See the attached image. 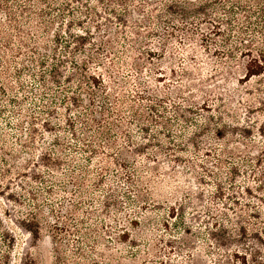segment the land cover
Returning <instances> with one entry per match:
<instances>
[{"label":"rangeland","instance_id":"374dc122","mask_svg":"<svg viewBox=\"0 0 264 264\" xmlns=\"http://www.w3.org/2000/svg\"><path fill=\"white\" fill-rule=\"evenodd\" d=\"M263 14L0 0V264H264Z\"/></svg>","mask_w":264,"mask_h":264},{"label":"trees","instance_id":"16d2710c","mask_svg":"<svg viewBox=\"0 0 264 264\" xmlns=\"http://www.w3.org/2000/svg\"><path fill=\"white\" fill-rule=\"evenodd\" d=\"M240 43L245 45L244 49L246 48L243 53L245 52V54L250 57L249 62L246 65L247 71L245 73V77H249L250 79L253 76L264 75V47L260 48L258 46V41H256V39L252 36L245 38L244 41L240 40ZM212 90L213 89H207L205 90V93L211 94ZM262 109L264 110V108ZM29 230H31L34 235L39 233H35L32 229Z\"/></svg>","mask_w":264,"mask_h":264}]
</instances>
